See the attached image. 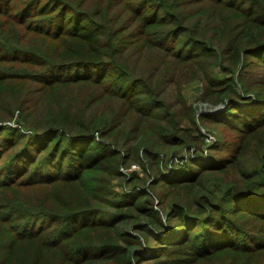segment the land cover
<instances>
[{
    "label": "trees",
    "instance_id": "16d2710c",
    "mask_svg": "<svg viewBox=\"0 0 264 264\" xmlns=\"http://www.w3.org/2000/svg\"><path fill=\"white\" fill-rule=\"evenodd\" d=\"M0 264H264V0H0Z\"/></svg>",
    "mask_w": 264,
    "mask_h": 264
},
{
    "label": "rangeland",
    "instance_id": "374dc122",
    "mask_svg": "<svg viewBox=\"0 0 264 264\" xmlns=\"http://www.w3.org/2000/svg\"><path fill=\"white\" fill-rule=\"evenodd\" d=\"M17 6V5H15ZM181 93L185 99V101L187 102V104H189L190 106H198L201 104V107H203L204 105L206 106L205 102L200 101V94L202 93V86L201 83L198 82L197 80H192L187 82L186 84H184L181 88ZM220 109L224 107V104L219 106ZM206 126H200V132L202 133V129L204 130V132H206ZM210 131V130H209ZM183 162V161H180ZM137 166L136 165H132L131 167H129L128 169H136ZM125 169V170H128Z\"/></svg>",
    "mask_w": 264,
    "mask_h": 264
},
{
    "label": "built area",
    "instance_id": "2783aa9c",
    "mask_svg": "<svg viewBox=\"0 0 264 264\" xmlns=\"http://www.w3.org/2000/svg\"><path fill=\"white\" fill-rule=\"evenodd\" d=\"M197 108L200 110V112L211 110V109H207L205 105H204L203 107H201V104L198 105ZM217 111H219V110H217ZM202 133L204 134V136H205V141H206L207 143H212V142H214V136H212L211 134H208V133L205 134V132H204L203 129H202Z\"/></svg>",
    "mask_w": 264,
    "mask_h": 264
},
{
    "label": "water",
    "instance_id": "95a60500",
    "mask_svg": "<svg viewBox=\"0 0 264 264\" xmlns=\"http://www.w3.org/2000/svg\"><path fill=\"white\" fill-rule=\"evenodd\" d=\"M217 110H220V107H217V108H215V109H211V110H209V111H213V112H217Z\"/></svg>",
    "mask_w": 264,
    "mask_h": 264
}]
</instances>
